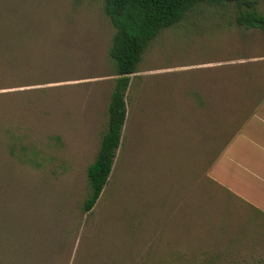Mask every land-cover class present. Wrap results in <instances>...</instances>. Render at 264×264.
<instances>
[{"label":"rangeland","instance_id":"rangeland-1","mask_svg":"<svg viewBox=\"0 0 264 264\" xmlns=\"http://www.w3.org/2000/svg\"><path fill=\"white\" fill-rule=\"evenodd\" d=\"M103 5L0 0L1 264H264L262 241L233 237L206 193L192 192L254 114L238 95L264 89V32L238 26L233 5H200L150 42L129 76L108 182L82 212L115 79ZM203 90L215 101L214 137L178 139L181 105L203 103Z\"/></svg>","mask_w":264,"mask_h":264},{"label":"crops","instance_id":"crops-1","mask_svg":"<svg viewBox=\"0 0 264 264\" xmlns=\"http://www.w3.org/2000/svg\"><path fill=\"white\" fill-rule=\"evenodd\" d=\"M246 60L236 59L230 64H242ZM251 62L258 61L253 59ZM235 79L240 80L243 89L246 85L245 78L242 76ZM254 81L255 79L252 82ZM253 86H256L255 82ZM247 89V93L241 92L238 95L240 109L245 105L248 113L254 114L241 122L238 132L227 142L221 153L208 164L205 177L196 178L192 192L202 190L206 193L208 210L210 215L212 211L215 212L216 224L223 223L226 228L230 226L234 230L233 237L239 229V239L262 241L261 246L264 249V89ZM259 92L262 93L261 100L256 103ZM197 94L198 96L193 95L198 98L200 90H197ZM201 96L204 98L203 103L198 100L181 105L183 111L178 117L186 132L178 139H191L193 143H197L200 139L214 137L215 101L210 100L209 90H203ZM225 100L229 101L230 106L225 105L224 111L234 110L231 105H237L236 97ZM196 160L197 158L195 162ZM193 200L192 206L196 208L195 199ZM208 220L212 222L210 217Z\"/></svg>","mask_w":264,"mask_h":264},{"label":"trees","instance_id":"trees-1","mask_svg":"<svg viewBox=\"0 0 264 264\" xmlns=\"http://www.w3.org/2000/svg\"><path fill=\"white\" fill-rule=\"evenodd\" d=\"M262 2L264 0H103L104 14L114 29L108 57L115 79L109 96L106 128L97 154L86 169L89 193L82 204L84 214L92 210L108 182L126 118L125 92L129 76L137 72L150 42L200 5H233L238 26L264 32V15L257 10Z\"/></svg>","mask_w":264,"mask_h":264}]
</instances>
